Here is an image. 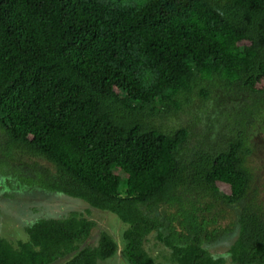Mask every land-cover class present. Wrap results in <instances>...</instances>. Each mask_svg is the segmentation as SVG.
Instances as JSON below:
<instances>
[{"label":"trees","instance_id":"1","mask_svg":"<svg viewBox=\"0 0 264 264\" xmlns=\"http://www.w3.org/2000/svg\"><path fill=\"white\" fill-rule=\"evenodd\" d=\"M187 113L192 123L165 127ZM202 117L212 144L195 130ZM263 119L264 0H0V175L115 214L130 264H156L143 248L152 231L177 264H264L251 201L228 258L207 247L232 231L208 230L211 214L245 198L246 133ZM24 156L50 168L22 174ZM77 215L26 226L17 247L0 237V264L113 256L104 230L97 246L74 245L96 225Z\"/></svg>","mask_w":264,"mask_h":264},{"label":"rangeland","instance_id":"2","mask_svg":"<svg viewBox=\"0 0 264 264\" xmlns=\"http://www.w3.org/2000/svg\"><path fill=\"white\" fill-rule=\"evenodd\" d=\"M230 38L239 45L244 42L239 39L235 32L229 33ZM202 116V114H201ZM217 125L219 123H226L223 116L217 115ZM193 122L192 117L187 114H181L178 123L175 120L167 119L164 121L165 127L170 129L176 124H185ZM208 120L202 117V120L195 126L196 132L203 133L204 141L212 144L215 138L212 136L206 137V125ZM199 134V135H200ZM219 134L223 140L233 136L229 131L221 127ZM248 143L250 151L246 157V165L249 167L252 174L250 188L242 200L225 204L222 201H217L214 214L217 215V222L211 224L208 230L220 227L219 230H232L230 232L220 234L213 242L207 246L214 256L225 255L229 245L235 240V224L238 218L240 208L247 202L251 201L254 204L261 206L264 213V119L256 121L254 126L248 133ZM202 136V135H201ZM200 136V138H201ZM195 137L190 140L189 146L193 149L196 148V142L200 139ZM22 174L33 175L35 169L45 170L50 168V165L42 159L24 156L21 159ZM121 174L120 171H117ZM87 204L80 199L71 198L63 194L55 192L43 191L39 187L26 186L25 183L14 178L13 175L2 176L0 175V237H5L15 247H17L18 240L28 239L24 227L34 217H42L54 214L56 217H65L72 211L80 213L83 217L97 222L102 229L110 234L117 242L120 250L117 254L108 258L106 261L99 262V264H127L121 249L124 247L122 233L127 228V225L122 223L114 214L101 210L90 209L87 213ZM165 210V209H164ZM222 210V211H221ZM86 211V213H85ZM58 212L59 215L56 213ZM159 212L162 210L159 209ZM234 228V229H233ZM155 232L149 233L143 242L144 249L151 255L155 262H162V264H176L171 259V250L166 248L155 237ZM232 235V236H231ZM65 257L56 260L53 264H60Z\"/></svg>","mask_w":264,"mask_h":264},{"label":"flooded vegetation","instance_id":"3","mask_svg":"<svg viewBox=\"0 0 264 264\" xmlns=\"http://www.w3.org/2000/svg\"><path fill=\"white\" fill-rule=\"evenodd\" d=\"M35 187H37V186H35ZM42 189V188H41ZM43 191L45 190V189H42ZM45 191H47V190H45ZM48 192V191H47ZM49 192H51V191H49ZM55 193H58V192H55ZM59 194H61V193H59ZM64 195V194H63ZM71 198H74V197H71ZM75 199H79V198H75ZM81 200V199H80ZM83 201V200H82ZM84 202V201H83ZM86 203V202H85ZM87 204V203H86ZM87 206H88V208L89 209H95V208H92V207H90L88 204H87ZM87 208V209H88ZM95 210H98V209H95ZM102 211V210H101ZM73 212H76V211H72V212H70V214L68 215V216H65V217H56L54 214H51V215H46V216H42V217H40V215H39V217H34V218H32V219H30L28 222H30L27 226H31V225H33L35 222H37L38 220H41V219H54V220H56V219H66V218H68ZM106 212H109V211H106ZM78 213V212H77ZM85 213H86V211H85ZM88 213V212H87ZM111 213V212H110ZM57 215H59L58 214V212L56 213ZM113 214V213H112ZM115 215V214H114ZM116 216V215H115ZM77 217L78 218H80V217H83L82 215H80V213H78V215H77ZM117 217V216H116ZM118 218V217H117ZM119 219V218H118ZM90 220V219H89ZM120 220V219H119ZM93 221V220H92ZM121 221V220H120ZM95 222V221H94ZM122 222V221H121ZM123 223V222H122ZM95 228L92 230V232L90 233V235H89V238L88 239H86V240H80V241H76V242H74V245L76 246V247H79L78 249H83L85 246H87V245H92L93 247L94 246H97L98 245V241H99V238H100V233H101V231L102 230H104V229H102L101 227H100V225L97 223V222H95ZM125 224V223H124ZM127 225V224H126ZM26 228V226L24 227V229ZM105 231V230H104ZM26 232V231H25ZM106 232V231H105ZM124 232V231H123ZM152 232H155V231H152ZM106 233H108V232H106ZM151 233V232H150ZM26 234H27V232H26ZM28 235V234H27ZM110 235V234H109ZM155 235H156V232H155ZM155 235H154V237H155ZM111 236V235H110ZM112 237V236H111ZM3 238H5V237H3ZM113 238V237H112ZM156 238V237H155ZM6 239V238H5ZM122 239H123V233H122ZM28 239H26V240H24V241H27ZM113 240L116 242V240L113 238ZM9 241V240H8ZM18 241H22V240H18ZM23 241V242H24ZM123 241H124V239H123ZM159 241V240H158ZM160 243H162L161 241H159ZM116 244H117V242H116ZM163 244V243H162ZM124 245H125V242H124ZM166 248H168V249H170L168 246H166L165 244H163ZM144 248V247H143ZM123 249H124V247L121 249V252L123 253ZM120 250V247H119V245L117 244V250H116V252H115V254H117L118 253V251ZM171 250V249H170ZM146 251V250H145ZM171 252V255H170V257H171V259L173 260V258H172V251H170ZM146 253H147V255L150 257V258H152L153 260H154V258L151 256V255H149V253L146 251ZM114 254V255H115ZM113 255V256H114ZM70 255H66V256H64L65 258L63 259V261L65 260V259H67L68 257H69ZM112 257V256H111ZM110 257V258H111ZM123 257L125 258V261H126V263L127 264H130V262L126 259V257L123 255ZM61 258H63V257H60V258H57L56 260H58V259H61ZM55 260V261H56ZM107 260V259H106ZM106 260H103V261H106ZM55 261H53L52 263H50V264H53ZM62 261V262H63ZM103 261H98L97 262V264H99V262H103ZM62 262H60V264L62 263ZM174 262H176L175 260H174ZM154 263H156V264H162V262L160 263V262H155V260H154ZM176 264H177V262H176Z\"/></svg>","mask_w":264,"mask_h":264}]
</instances>
